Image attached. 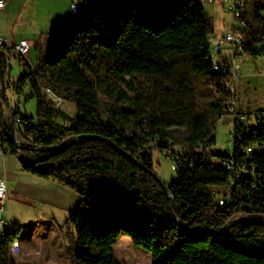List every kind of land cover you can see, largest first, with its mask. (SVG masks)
Listing matches in <instances>:
<instances>
[{
    "label": "trees",
    "instance_id": "16d2710c",
    "mask_svg": "<svg viewBox=\"0 0 264 264\" xmlns=\"http://www.w3.org/2000/svg\"><path fill=\"white\" fill-rule=\"evenodd\" d=\"M241 21V53L264 56V0H244ZM215 35L200 0H83L69 21L39 37L35 63L19 54L25 71L13 88L35 100L36 116L12 112L17 138L32 146L12 142L0 94L5 152L25 172L81 197L65 221L75 231L67 247L72 264H122L113 251L122 234L150 253L151 264H264L263 219L220 234L190 231L217 232L237 216L264 215V111L253 124L235 110L232 150L209 152L216 124L235 99L230 68H214ZM12 51L0 44L5 81ZM46 88L74 103L77 115L57 107ZM80 135L100 138L35 148ZM153 151L175 165L168 188L178 213L150 172ZM16 233L0 237V264H31L10 251L16 242L15 254L22 253Z\"/></svg>",
    "mask_w": 264,
    "mask_h": 264
},
{
    "label": "rangeland",
    "instance_id": "374dc122",
    "mask_svg": "<svg viewBox=\"0 0 264 264\" xmlns=\"http://www.w3.org/2000/svg\"><path fill=\"white\" fill-rule=\"evenodd\" d=\"M202 4L213 19L216 37L233 31L234 25L238 26L239 21L234 19L227 10L206 2H202ZM263 64L264 56L254 59L244 55L241 61H236V66L239 67V78L234 83L235 109L245 113L248 122L253 124L256 122V118L261 119L264 111V73L261 69ZM11 70L12 75H18L19 66L16 60H11ZM6 90L9 97L8 103L11 107L12 95L10 89ZM54 104L70 116L77 115L76 106L72 102L56 99ZM15 105L19 107L22 114L36 116L34 99H26L21 96L14 101V108ZM232 131L233 115L226 114L216 124L215 143L209 147V152L231 151ZM152 158L154 172L165 185L168 186L176 180V172L171 169L172 161L168 157L153 151ZM53 182L63 186L57 181ZM43 187L44 185L40 189L42 190ZM17 199L19 197L14 191L12 194L9 193L6 201V217L8 221L19 220L21 227L20 231H17V237L26 235L28 239H25L26 250L15 260L39 264H72L67 247L70 246L71 233L74 236L75 231L73 227L65 225L66 216L62 207L49 202L42 192L33 199L24 201ZM31 237L32 239H30ZM113 251L122 264H151L150 253L141 247L132 245L126 234L120 236L113 246Z\"/></svg>",
    "mask_w": 264,
    "mask_h": 264
},
{
    "label": "crops",
    "instance_id": "0c3cea01",
    "mask_svg": "<svg viewBox=\"0 0 264 264\" xmlns=\"http://www.w3.org/2000/svg\"><path fill=\"white\" fill-rule=\"evenodd\" d=\"M73 0H5V5L0 8V42L3 45L12 47L13 51L7 57L8 64L7 79L5 81V92L7 99V90L10 89L12 95L11 109L19 111V107L14 101L18 100L13 83L25 71L22 62L19 59V53L16 45L21 40H27L30 44L28 53L23 56L26 61L33 64L37 59L35 46L39 37L44 33H53L62 24L72 18L70 4ZM80 6L83 0H75ZM11 60H16L19 66L18 75H12ZM8 83V85H7ZM7 85V86H6ZM7 113V108H6ZM1 130V127H0ZM0 179L5 180L7 186V198L9 193L14 191L17 200H29L40 195H44L45 199L53 204H57L63 209L66 219L70 213L80 204L81 197L72 190L55 184L53 180H47L34 176L25 172L20 165L18 159L5 152L0 154ZM48 183H50L48 185ZM43 187L41 190L40 188ZM9 227L13 231H20L21 223L19 220L9 221ZM17 236V233H16ZM21 243L22 252L26 250V235L17 237ZM32 239V237L30 238ZM29 239V240H30ZM31 264H39L37 262H28Z\"/></svg>",
    "mask_w": 264,
    "mask_h": 264
},
{
    "label": "built area",
    "instance_id": "2783aa9c",
    "mask_svg": "<svg viewBox=\"0 0 264 264\" xmlns=\"http://www.w3.org/2000/svg\"><path fill=\"white\" fill-rule=\"evenodd\" d=\"M206 3H209L214 6H220L223 9L227 10L234 19L239 21L238 26H233V31L226 32L222 34L219 37L212 36L213 37V54L214 58H216V64L217 66H223L226 65L230 68L232 72V81L230 84V87L232 90H234V83L235 80L239 78V67L236 66V61H241L244 54L241 53V44H242V38L241 35L236 32L237 29H243L245 27V22L241 21V16L243 12V5L244 0H201ZM5 5V0H0V8H3ZM79 9L78 3L73 0L70 4V11L72 14L77 13ZM2 44V42H0ZM30 48V44L27 40H21L17 45L16 49L20 55L25 56L28 53V50ZM263 73H264V64L261 67ZM45 95L48 97L49 100H51L53 103H55L56 99H59L53 92H51L48 88L43 90ZM235 101L234 99L231 101V105L228 108V111L226 114H232L233 115V123H234V111L235 109ZM221 121V120H220ZM232 135V133H231ZM233 137V135H232ZM250 150V149H248ZM5 153V145L3 141V136L0 132V154ZM226 168L230 171L231 174L237 173L233 166L228 163L226 165ZM171 169H175V165L171 164ZM233 182L229 185V189L232 188ZM6 201H7V186L6 182L3 179H0V237L2 231L7 229L9 224V221L6 217ZM216 202L219 205L224 204V200L221 196H217ZM10 251H12V255L14 257H18V254H15V248L12 246V242L10 244Z\"/></svg>",
    "mask_w": 264,
    "mask_h": 264
},
{
    "label": "water",
    "instance_id": "95a60500",
    "mask_svg": "<svg viewBox=\"0 0 264 264\" xmlns=\"http://www.w3.org/2000/svg\"><path fill=\"white\" fill-rule=\"evenodd\" d=\"M0 94H1V97H2V100H3L4 104H5V106L7 108L6 116H7V121H8V133H9V135L11 137L12 142L16 145L17 148L31 147L32 144L26 143V142H22V141H20L17 138L16 128H15V120H14V116H13V112H12L13 110L9 106L8 99L6 97V92H5V79H4V72H3V69H2L1 60H0ZM86 137H88V138H100L99 136H95V135L72 136V137H69L66 140L62 141L60 144L55 145V146H50V147L36 146L35 148L37 150H40V151H54V150L59 149L68 140H77V139L86 138ZM112 146L114 148H116L118 151H120L130 161H132V162H134V163H136V164L139 165V162L135 158H133L129 153H127L124 150L119 149L115 144H113ZM150 172L161 183V185H162V187H163V189H164V191H165L168 199L170 200L173 208L178 213L177 206L175 204L174 198L172 197V195H171V193L169 191L168 186L165 185L158 178V176L154 172H152V171H150ZM253 219H263L264 220V215H261V214H248V215H244V216H237V217L229 220L227 223H225L224 226L220 229V231H217V232L212 231V230H208V229H204V230H201V229H192L190 231H192V232L204 231V232H208V233H211V234H220L221 232H224V231L228 230L231 226H233V225H235L237 223H240V222H243V221H247V220H253ZM178 224H179V226L181 225L180 219L178 220Z\"/></svg>",
    "mask_w": 264,
    "mask_h": 264
},
{
    "label": "bare ground",
    "instance_id": "6f19581e",
    "mask_svg": "<svg viewBox=\"0 0 264 264\" xmlns=\"http://www.w3.org/2000/svg\"><path fill=\"white\" fill-rule=\"evenodd\" d=\"M200 1H201V0H200ZM201 2H204V1H201ZM210 43H211V45H212V50H213V37L210 39ZM212 57H213V61L215 62V63H214V68L217 69L218 66H217V64H216V58H214V54H213V52H212ZM9 229H10V227H9V225H8L7 229H5L4 231H2L1 236H3L6 232H8ZM13 246H14L15 251H16V250H17V243L14 242V243H13Z\"/></svg>",
    "mask_w": 264,
    "mask_h": 264
}]
</instances>
